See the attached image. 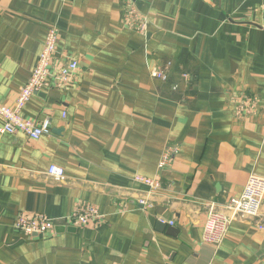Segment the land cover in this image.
Returning a JSON list of instances; mask_svg holds the SVG:
<instances>
[{
    "label": "crops",
    "instance_id": "crops-1",
    "mask_svg": "<svg viewBox=\"0 0 264 264\" xmlns=\"http://www.w3.org/2000/svg\"><path fill=\"white\" fill-rule=\"evenodd\" d=\"M125 1L0 0L1 104L13 107L48 27L57 56L78 65L66 89L23 110L49 118L51 136L1 133L0 120V264H264V201L218 247L202 242L207 207L264 178V0H131L143 33L124 24ZM168 63V82L151 77ZM168 146L175 159L158 170ZM82 204L98 221L14 228L21 214L61 221Z\"/></svg>",
    "mask_w": 264,
    "mask_h": 264
},
{
    "label": "built area",
    "instance_id": "built-area-1",
    "mask_svg": "<svg viewBox=\"0 0 264 264\" xmlns=\"http://www.w3.org/2000/svg\"><path fill=\"white\" fill-rule=\"evenodd\" d=\"M124 24L137 33L146 30V21L136 10L131 0H126L124 5ZM58 31L55 27H48L42 51L37 63L30 74L26 84L21 87L13 107H8L0 103V120L2 121L1 133L10 135L22 134L32 141H37L42 137L52 135V127L49 118L26 119L23 110L31 97L39 92L49 89L64 90L74 81L78 65L70 57L57 56ZM153 71L151 77L162 82L169 81L168 67ZM183 79H188V74L182 75ZM177 87L174 85L172 90ZM253 108V107H251ZM66 114H62L65 118ZM177 149L167 147L160 159L158 170L168 168L175 159ZM48 174L57 178L64 175L62 168L51 166ZM134 181L143 185L157 188L159 184L156 180L136 176ZM264 201V178L251 174L243 187L239 197L229 198L223 205L211 203L207 207L205 222L203 225L202 242L213 247H218L225 239L232 222L236 220L254 219L259 215ZM139 204L145 205L141 201ZM100 218L96 209L90 206L76 205L75 211L70 216L60 220L49 219L41 215L21 214L17 217L14 228L24 235L31 237L34 235H44L53 231L56 227H86L88 223L98 221ZM56 222H61L56 224ZM165 223V221H161ZM170 226L173 223H169Z\"/></svg>",
    "mask_w": 264,
    "mask_h": 264
},
{
    "label": "water",
    "instance_id": "water-1",
    "mask_svg": "<svg viewBox=\"0 0 264 264\" xmlns=\"http://www.w3.org/2000/svg\"><path fill=\"white\" fill-rule=\"evenodd\" d=\"M55 230L58 233H62V232H65V231H69V230H67V228H64V227H56Z\"/></svg>",
    "mask_w": 264,
    "mask_h": 264
},
{
    "label": "trees",
    "instance_id": "trees-1",
    "mask_svg": "<svg viewBox=\"0 0 264 264\" xmlns=\"http://www.w3.org/2000/svg\"><path fill=\"white\" fill-rule=\"evenodd\" d=\"M183 74H185V73H183Z\"/></svg>",
    "mask_w": 264,
    "mask_h": 264
}]
</instances>
